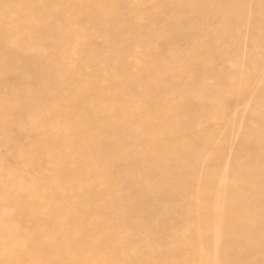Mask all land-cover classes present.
I'll list each match as a JSON object with an SVG mask.
<instances>
[{
  "label": "rangeland",
  "instance_id": "rangeland-1",
  "mask_svg": "<svg viewBox=\"0 0 264 264\" xmlns=\"http://www.w3.org/2000/svg\"><path fill=\"white\" fill-rule=\"evenodd\" d=\"M0 264H264V0H0Z\"/></svg>",
  "mask_w": 264,
  "mask_h": 264
},
{
  "label": "bare ground",
  "instance_id": "bare-ground-1",
  "mask_svg": "<svg viewBox=\"0 0 264 264\" xmlns=\"http://www.w3.org/2000/svg\"><path fill=\"white\" fill-rule=\"evenodd\" d=\"M198 228V227H197Z\"/></svg>",
  "mask_w": 264,
  "mask_h": 264
}]
</instances>
